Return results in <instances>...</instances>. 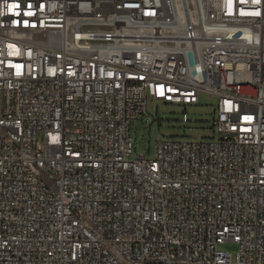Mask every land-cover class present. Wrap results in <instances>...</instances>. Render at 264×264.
I'll use <instances>...</instances> for the list:
<instances>
[{
	"label": "built area",
	"instance_id": "obj_1",
	"mask_svg": "<svg viewBox=\"0 0 264 264\" xmlns=\"http://www.w3.org/2000/svg\"><path fill=\"white\" fill-rule=\"evenodd\" d=\"M200 94L216 139L132 158ZM0 264H264V0H0Z\"/></svg>",
	"mask_w": 264,
	"mask_h": 264
},
{
	"label": "rangeland",
	"instance_id": "obj_2",
	"mask_svg": "<svg viewBox=\"0 0 264 264\" xmlns=\"http://www.w3.org/2000/svg\"><path fill=\"white\" fill-rule=\"evenodd\" d=\"M217 98L200 94L198 104L183 106L172 105L161 101L148 99L146 113L138 121L130 125V139L135 146L132 158L135 155H146L153 159L156 142L162 139L173 140H210L217 138L212 127V120L216 114ZM183 116L187 122L182 121ZM149 119V122L145 121ZM38 141H42L41 135ZM219 250L235 255L237 245L226 242L219 246Z\"/></svg>",
	"mask_w": 264,
	"mask_h": 264
},
{
	"label": "snow or ice",
	"instance_id": "obj_3",
	"mask_svg": "<svg viewBox=\"0 0 264 264\" xmlns=\"http://www.w3.org/2000/svg\"><path fill=\"white\" fill-rule=\"evenodd\" d=\"M256 2L258 3L259 2V0H256ZM16 7H18L19 5H15Z\"/></svg>",
	"mask_w": 264,
	"mask_h": 264
},
{
	"label": "water",
	"instance_id": "obj_4",
	"mask_svg": "<svg viewBox=\"0 0 264 264\" xmlns=\"http://www.w3.org/2000/svg\"><path fill=\"white\" fill-rule=\"evenodd\" d=\"M145 122L147 123V120Z\"/></svg>",
	"mask_w": 264,
	"mask_h": 264
}]
</instances>
